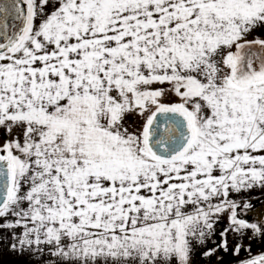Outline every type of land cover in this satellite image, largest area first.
Returning <instances> with one entry per match:
<instances>
[{"label":"snow or ice","instance_id":"snow-or-ice-1","mask_svg":"<svg viewBox=\"0 0 264 264\" xmlns=\"http://www.w3.org/2000/svg\"><path fill=\"white\" fill-rule=\"evenodd\" d=\"M257 191L264 0H0V244L23 264L251 253Z\"/></svg>","mask_w":264,"mask_h":264},{"label":"rangeland","instance_id":"rangeland-1","mask_svg":"<svg viewBox=\"0 0 264 264\" xmlns=\"http://www.w3.org/2000/svg\"><path fill=\"white\" fill-rule=\"evenodd\" d=\"M254 211L255 213L251 212L247 217L246 219L248 220H254L255 217H256V213H259L261 211H264V202L259 204V205H255L254 207ZM224 221H222V225L225 227L227 225V214H224L222 217H221ZM226 221V222H225ZM235 243V240L233 239V236L230 234L229 235V244L230 246L232 244ZM245 246L247 247V244H248V241H245ZM251 248H252V251L251 253L247 252V251H241V253L236 256V255H233L232 251H231V247H230V251H231V254H232V264H238V262L242 259H246L249 257V255H257L261 252H264V242H262L260 240V238H257L255 241L252 242L251 244Z\"/></svg>","mask_w":264,"mask_h":264},{"label":"crops","instance_id":"crops-1","mask_svg":"<svg viewBox=\"0 0 264 264\" xmlns=\"http://www.w3.org/2000/svg\"><path fill=\"white\" fill-rule=\"evenodd\" d=\"M252 195L254 197H256V199L252 200L253 204H256V203L260 202L261 200H264V194H262L259 191L252 193ZM253 213H255V212H253ZM221 220L224 221L222 218H221ZM2 235L3 234L0 233V236H2ZM23 259L24 258L18 257L16 255L8 252L7 249L2 244H0V264H23ZM195 261H196V264H203L202 259L200 258V255L198 253L195 256Z\"/></svg>","mask_w":264,"mask_h":264},{"label":"trees","instance_id":"trees-1","mask_svg":"<svg viewBox=\"0 0 264 264\" xmlns=\"http://www.w3.org/2000/svg\"><path fill=\"white\" fill-rule=\"evenodd\" d=\"M263 202H264V200H261L260 202L254 204V207H255V205H259ZM223 227L224 226L222 225V221H220V223L217 225V237L215 239H217V240L219 239L218 233ZM213 246L214 245L211 242H209L208 247H213ZM200 258L202 259L203 264H216L218 259H222L223 264H232V254H231L230 250L228 252L221 251L218 253V256H213L210 260L207 258H203L201 255H200Z\"/></svg>","mask_w":264,"mask_h":264}]
</instances>
